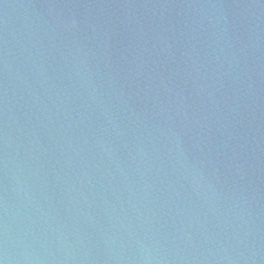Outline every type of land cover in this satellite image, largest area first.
I'll return each instance as SVG.
<instances>
[{"label": "water", "instance_id": "obj_1", "mask_svg": "<svg viewBox=\"0 0 264 264\" xmlns=\"http://www.w3.org/2000/svg\"><path fill=\"white\" fill-rule=\"evenodd\" d=\"M0 264H264V0H0Z\"/></svg>", "mask_w": 264, "mask_h": 264}]
</instances>
